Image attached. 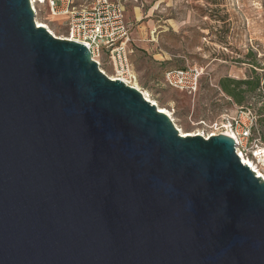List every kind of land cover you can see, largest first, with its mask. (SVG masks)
I'll return each mask as SVG.
<instances>
[{
	"label": "water",
	"instance_id": "1",
	"mask_svg": "<svg viewBox=\"0 0 264 264\" xmlns=\"http://www.w3.org/2000/svg\"><path fill=\"white\" fill-rule=\"evenodd\" d=\"M0 0V264H264V180L182 136L87 47Z\"/></svg>",
	"mask_w": 264,
	"mask_h": 264
},
{
	"label": "rangeland",
	"instance_id": "2",
	"mask_svg": "<svg viewBox=\"0 0 264 264\" xmlns=\"http://www.w3.org/2000/svg\"><path fill=\"white\" fill-rule=\"evenodd\" d=\"M119 1L132 38L128 59L137 74V85L157 108L171 114L176 128L208 134L218 131L214 122L230 117L244 121L241 112L245 107L257 112L260 96L248 97L239 105L221 90L218 80L247 77L252 59L259 66L256 72L264 73V0ZM34 7L35 21L46 24L57 37L65 35L68 14L53 15L45 4ZM249 51L254 56L246 55ZM101 67L107 74L113 73L105 55ZM185 67L202 71L195 92L166 83L167 70ZM257 129L249 139L251 147L255 143L264 146V126L257 123Z\"/></svg>",
	"mask_w": 264,
	"mask_h": 264
},
{
	"label": "built area",
	"instance_id": "3",
	"mask_svg": "<svg viewBox=\"0 0 264 264\" xmlns=\"http://www.w3.org/2000/svg\"><path fill=\"white\" fill-rule=\"evenodd\" d=\"M75 0H30L35 12V4H45L53 15L68 14L66 33L61 38L83 43L90 52L101 72L111 79H120L127 85L137 82V74L131 67L128 54L131 52L129 26L124 17L123 5L119 0H92L89 4H77ZM38 26V24H37ZM107 56L113 73L107 74L101 67L102 57ZM201 69L198 67L173 68L165 72L166 83L188 93L198 88ZM245 117H230L223 122H214L218 131L205 134H228L234 139L236 154L243 162V157L250 158L256 166L257 177L264 180V146L256 143L250 146V137L257 127V116L253 110L245 107L241 112ZM258 139H255L257 142ZM249 143V145H248ZM244 163V162H243Z\"/></svg>",
	"mask_w": 264,
	"mask_h": 264
},
{
	"label": "trees",
	"instance_id": "4",
	"mask_svg": "<svg viewBox=\"0 0 264 264\" xmlns=\"http://www.w3.org/2000/svg\"><path fill=\"white\" fill-rule=\"evenodd\" d=\"M246 55L254 56L253 52H247ZM251 72L245 78H233L230 76H223L218 80V85L221 90L234 100L237 104L241 105L248 97L257 95L261 97V104L255 112L257 116V123L264 126V79L261 80L263 74L256 72V67H259L256 60L252 59ZM258 130L257 127L253 131Z\"/></svg>",
	"mask_w": 264,
	"mask_h": 264
},
{
	"label": "bare ground",
	"instance_id": "5",
	"mask_svg": "<svg viewBox=\"0 0 264 264\" xmlns=\"http://www.w3.org/2000/svg\"><path fill=\"white\" fill-rule=\"evenodd\" d=\"M36 23H37L38 25L44 26V27H46L48 30H50L49 27H48L46 24H44V23H42V22H39V21H37V20H36ZM50 31H51V30H50ZM51 32H52V31H51ZM52 33H53V32H52ZM53 34H54V33H53ZM54 35H55V34H54ZM137 84H138V83L135 81L134 84H133V86H135L137 89L140 90V88L138 87ZM143 95L145 96L146 99H148L149 101H151L149 98L146 97L145 93H143ZM151 102H152V103H155L154 101H151ZM158 109L161 110V111H163V112H165L170 118H172V117H171V114H170L169 112L165 111L164 109H162V108H160V107H158ZM177 128H178V127H177ZM178 130H179V132H180V134H181L182 136H186V135H195V134H202V133H199V132L182 131L180 128H178ZM228 134L231 135L230 132H228ZM202 135L205 136V134H202ZM243 162H244L245 164H247V165H248L250 168H252L253 170H256V166H255V164L252 162V160H251L250 158H245V157H243Z\"/></svg>",
	"mask_w": 264,
	"mask_h": 264
}]
</instances>
